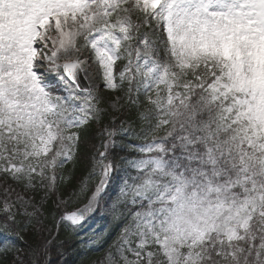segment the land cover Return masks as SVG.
I'll return each instance as SVG.
<instances>
[{
  "label": "snow or ice",
  "instance_id": "1",
  "mask_svg": "<svg viewBox=\"0 0 264 264\" xmlns=\"http://www.w3.org/2000/svg\"><path fill=\"white\" fill-rule=\"evenodd\" d=\"M89 60L123 93L110 107L141 126L113 119L98 133L71 196L94 189L81 209H53L57 232L83 227L123 172L105 264H264V0H0V254L45 230L52 196L68 203L57 181L72 177L58 170H75L107 110L81 85ZM9 181L40 201L11 200ZM51 245L12 264H52Z\"/></svg>",
  "mask_w": 264,
  "mask_h": 264
},
{
  "label": "trees",
  "instance_id": "2",
  "mask_svg": "<svg viewBox=\"0 0 264 264\" xmlns=\"http://www.w3.org/2000/svg\"><path fill=\"white\" fill-rule=\"evenodd\" d=\"M121 120L130 121L136 126H138L140 123V121L137 119L136 112H129L127 108L121 110L116 122H120ZM106 123L109 124L108 116L102 117L100 124L92 122L86 132L83 134L80 152L81 159L78 162L75 170H72L71 165H66L64 170H59V176L63 174L65 177H68L69 175L72 177L71 179L67 180V182L59 179L57 181L58 191L63 194V198L68 199V203L56 208V205L53 203L56 197L52 196L42 208L45 215L47 216V219H45V226L49 225L51 228L55 227L51 216L53 209H56V218L58 219L64 212L75 209L82 203H85L87 197L90 195L91 188L94 185L92 182L93 179L89 182V191L80 198L77 199L76 197L71 196V193L73 191H78L79 181L82 180L86 173L90 170L91 157L95 152L94 145H98L100 143V137L98 136V133H100L101 128H103ZM111 155L117 158L120 157V154H117L116 150H113ZM123 155H128V153L123 152ZM31 195L35 197L34 202H39L43 193L38 190L35 193H31ZM2 217L3 216H0V219H2ZM18 219L22 218L18 217ZM104 222L105 221H103L102 224L103 226ZM118 232V224L114 220L109 221L106 225V229L97 236L96 243L93 246L79 248L76 243V236L69 234V232L65 231L63 228H60L59 232H57L52 240V245L50 248L51 256L53 255L54 257H57V254H67L68 264H99L104 260V257L107 254L106 249L109 244L113 243V241L116 239ZM42 234L43 232L39 234L35 233L33 229H29V231L26 233H21L24 239L23 241L19 240L18 245L22 250V257L24 256L23 259H25V261H27L29 256L28 254L32 249H34L38 244L42 245L45 242L42 238ZM51 235H49L46 240H50V238H52ZM13 259L14 258L10 253L3 256L0 254V262H2V264H12ZM52 264L60 263L55 261Z\"/></svg>",
  "mask_w": 264,
  "mask_h": 264
},
{
  "label": "rangeland",
  "instance_id": "3",
  "mask_svg": "<svg viewBox=\"0 0 264 264\" xmlns=\"http://www.w3.org/2000/svg\"><path fill=\"white\" fill-rule=\"evenodd\" d=\"M61 62H63V61H61ZM86 76L88 77V80H89V82L91 84V90L94 92V94H98L102 98L104 103L101 105V107H104V108L107 109L105 112H108L111 115L110 122L112 123L113 119L117 118V116L120 113V111L113 110L110 107L109 102L112 101V100H115V98L117 96H122L123 93H121L119 91H115L114 92V91L105 89L104 82H103L101 76L99 75L98 66L95 65V64H92L90 60H89V66L87 67V75ZM121 103H123V101H121ZM124 126L126 128H129L131 131H134L133 127L130 124L126 123ZM122 173L123 172L119 173L112 180V182H110V191H109L108 195L105 198L103 207L101 208V212H102L101 216L102 217H111L112 216L111 207L110 206H111L112 202L114 201L113 197L115 195H117V193L119 192V188L121 186L120 177L123 176ZM9 185L11 186L12 189H14V192H13V194L11 196V200H15L16 199V194L24 195L25 198L32 197V195H31L32 192H26L23 189L22 186L16 185V184L12 183L11 181H9ZM4 187H5V185L3 184L2 180H0V207H2V203H3ZM17 207H18V205H17ZM29 210H31V209H29ZM94 212L89 214V216H87V214H86V218H85L84 222H86V220L91 215H93ZM49 229H50V231H49ZM52 229L53 228H51L49 225L45 226V230L43 231V234H42V238L44 239V241L51 234H52L51 235L52 238H50V240H53V238L55 237L56 228L54 230H52ZM78 230H80V232H79L80 243L82 245H90L93 242V240L95 239L97 228L89 230L88 228L84 229V226H83V227L79 228ZM0 239H3V237H0ZM50 248H51V246H50ZM16 255H21L22 256V252H20V253H12L13 258ZM57 255H58L57 257H54L53 255L51 256V262L52 263L56 261V262H58L60 264H68L67 263L68 255L67 254H64V255L57 254ZM28 258H29V256H28ZM28 258H27V260H28ZM99 264H105V261L103 263L100 262Z\"/></svg>",
  "mask_w": 264,
  "mask_h": 264
},
{
  "label": "water",
  "instance_id": "4",
  "mask_svg": "<svg viewBox=\"0 0 264 264\" xmlns=\"http://www.w3.org/2000/svg\"><path fill=\"white\" fill-rule=\"evenodd\" d=\"M80 82H81V80H80ZM81 85H82V82H81ZM82 87H85L86 88V86H84V85H82Z\"/></svg>",
  "mask_w": 264,
  "mask_h": 264
}]
</instances>
